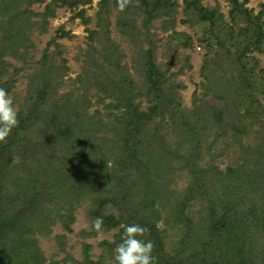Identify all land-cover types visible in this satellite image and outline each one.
<instances>
[{
	"label": "rangeland",
	"instance_id": "374dc122",
	"mask_svg": "<svg viewBox=\"0 0 264 264\" xmlns=\"http://www.w3.org/2000/svg\"><path fill=\"white\" fill-rule=\"evenodd\" d=\"M170 1L176 3L174 10L159 11L158 17L151 21L150 34L154 45V62L165 74V85L174 91V100L167 108L166 102H157L156 121L146 125L148 129L154 130L155 124H159L158 132L161 135L157 136L155 147L164 154H182L189 144L196 147L191 155L192 166L195 165L196 169L191 173L184 159H174V169L167 175L156 171L155 176H152L153 184L150 185L144 182L128 183L117 176V168L132 165L131 160H122V155L129 154L127 149L131 145L132 132L122 130L119 127L121 124L117 125L115 121L126 109L123 97L132 98L133 102L126 99L129 107L137 104L135 113L147 111L150 105L156 103L150 100L152 96L143 94L146 90L145 51L149 47L148 43L136 36L135 42L132 41L130 37L134 31L131 30V24L126 25L133 19L134 26L144 31L141 24L146 18L145 11L150 8L145 3L150 2L139 0L138 6L130 5L127 7L130 10L126 8L123 12L117 10L116 0H90L79 4L75 10L57 1L51 3L50 0L26 5L30 11L29 20L41 23L38 22L26 30L25 35L19 36L13 45V52L9 51L3 57L4 71L0 64V87L8 91L18 110L29 89L34 87L33 91L36 92V79L41 78L42 88L47 90L45 101L39 105L44 117L59 110L62 119H84L92 129L91 143L86 145L91 155L84 162L87 166L79 174H72L76 183L81 185L76 189L79 200L73 204L69 201L68 193H60L65 188L60 190L63 186L59 183L53 187L48 182L45 186L38 182L37 176L41 172L31 156L24 152L21 154L20 149L12 151L6 146L0 149V194L15 193L18 187L39 193L38 201L29 204L33 208L32 214L27 215L31 217L27 225L46 258L44 264H91L89 261L115 264V249L120 242L112 247L101 242L113 243L114 235L126 223L120 222L115 227L102 226L100 230H95L92 222L96 217L93 219L92 210L95 203L103 200L107 201L106 213L118 215L119 204L123 209H130L140 199L147 197L153 205L142 210H146L145 214L158 216L156 226L162 231L165 249L172 254L178 248L177 241L182 236H194L195 231L184 220L189 215L196 216L199 213L197 199H188L185 204L190 187L197 183L212 185L220 179L226 186H233L231 189L228 186L225 188L235 200L232 213L241 215L243 226L251 224L254 215L246 210L254 206L263 210L253 219H258L263 225L262 229L258 227L259 232L264 230V159L258 161L255 156V148L259 145L258 132L262 133L260 124L264 119V36L259 49L246 51V55L252 59H247V71L240 73L237 78V68L231 69V64L222 55L223 49H233V44L250 28L248 14L258 18L257 25L264 31V0H236L237 10L231 0H201L203 6L217 9L227 31L233 32V35L226 32V38L221 35L218 42L213 40L209 46L206 44L211 41L206 39L210 35V25L189 18L186 0ZM135 3L136 0H133ZM81 9H84L87 23L75 14ZM237 12H240L239 19H231ZM90 31L98 32L99 37H94ZM185 43H190L192 47ZM105 53L118 59L121 87L115 74L114 81L117 83L109 86L94 65L95 62L89 58L90 55L99 58V64L110 72V63L100 56ZM46 58L48 61L45 64ZM50 68L52 72H49ZM250 69L252 71L248 73ZM95 71L97 76H92ZM87 72L92 78L89 82L81 83L80 79ZM12 80L9 86L8 82ZM242 98L244 101L239 104ZM244 103L246 108L242 106ZM218 109L225 111L218 113ZM98 118H103L102 123L108 124L100 126ZM42 126L38 121L27 130L30 138L28 142L38 147L49 141V137L40 132ZM79 129L78 133L75 130V134L83 131ZM141 132L148 134L146 127ZM24 135V132L18 134L17 143L25 141ZM76 138L77 135L74 140ZM125 142H128L127 146H124ZM65 144L66 140L57 141L54 157H62ZM65 156H69L68 153ZM145 159L150 160L148 155ZM100 173L108 175L115 183L119 180L123 182L114 189L109 184L97 185L98 180H102L99 178ZM255 176L257 183L252 184ZM228 179H233L234 184L230 185ZM170 194L176 199L175 202H170ZM179 202L184 209L180 211L182 215L177 216V211L173 212L171 207L179 205ZM70 211L73 213L71 220ZM87 245L91 247L86 248ZM248 259H251V264H264V240L253 247ZM213 260L216 262L215 255Z\"/></svg>",
	"mask_w": 264,
	"mask_h": 264
},
{
	"label": "trees",
	"instance_id": "16d2710c",
	"mask_svg": "<svg viewBox=\"0 0 264 264\" xmlns=\"http://www.w3.org/2000/svg\"><path fill=\"white\" fill-rule=\"evenodd\" d=\"M34 1L42 0H0V64L2 66L4 65L3 57L7 52H13V45H15L17 38L21 35H25L26 30L31 29L38 22L39 24L41 23V21L36 23L29 20L28 14L30 11L27 10L26 5H30L29 3ZM50 1L51 3L57 1L59 4L68 5L69 8L75 10L79 4H85L90 0ZM142 1L146 2V0ZM148 1L150 4L147 2L145 4H148L150 8L145 11L146 18L143 19L141 24L144 31H141L140 28L134 26L133 19L129 20L126 25H128V23L131 24V30L134 31L130 37L132 41L135 42L134 36H136L139 40L143 39V42L145 41L148 43L149 47L145 51V59L147 62V70L145 73L146 90L143 94L148 97L152 96L150 100L156 103L150 105L147 111L135 113L138 109L137 104H133L132 107H129V103L126 99L129 100L130 97H123L126 109L118 117V119L116 118L115 121L117 122V125L119 123L121 124L119 127L122 128V130L126 132L129 130L132 132V141L130 139L131 145L127 149V153L129 154L122 155L124 156L122 160L125 158L131 160L132 165L129 167L120 166L117 168V176L128 183L137 184L139 182H144L150 185L153 184L151 182L153 181L152 176H155L156 171H158L159 174L167 175L171 169H174V159L177 161L184 159V164L187 166V170L192 173L196 168L195 165L192 166L193 159L191 155L196 151V147L189 144L188 149L183 151L182 154L177 155L173 153L168 155L167 152L164 154L162 153V150L158 151L155 147L156 141L158 140L157 136L161 135V133L158 132V130L160 131L159 124H155L154 130L148 129L146 125L149 122L156 121L154 117L158 113L159 103L161 104L166 102L167 108L169 103L174 100V91L165 85V74L156 66L154 62V45L152 44L153 41L150 34V28L152 26L151 21L158 17L159 11L165 10L168 12L169 10H172V8L174 10L176 5L174 1L171 2L170 0ZM231 1L235 5V10H237L236 0ZM185 3L186 12L188 11L187 15L190 19L193 21L199 19L200 21L210 25L208 30L210 35L206 40L211 42L207 43V46L213 43V40L218 42L221 35L226 38V32L228 31L224 26L225 23L222 21L221 15L218 13L217 9L203 6L201 0H186ZM47 8L50 10L49 4ZM129 10L130 7L127 8V11ZM239 13L237 12L233 15L231 19H239ZM75 14L78 17H81L84 23L88 22L84 15V9L76 11ZM98 16L100 17L99 12ZM27 20H29V22ZM42 20H44V18H42ZM247 20L250 28L246 30V34L241 35L242 38L233 44V49L225 48L222 53L228 63L231 64V69L237 68L238 74H235L236 78L240 76V73H245L247 71L245 69L247 59H252L246 55V51L259 49L260 42L264 36V31H262V29L257 25L258 18H253L248 14ZM30 23L34 24L31 25ZM28 24H30V26H28ZM229 31L230 32L228 33L233 35L232 30ZM90 32L94 37H99L97 35L98 32ZM185 44L188 47H192L190 43ZM100 56L110 63L109 68H112L110 72L105 71L99 64V58L97 59L91 55L89 58L92 59L91 61L95 62L94 65H96V67L100 70L101 76L105 77V81L109 86L117 83L114 81L113 74H115L119 78L118 86L121 87V76L118 74V59L116 57H112L109 53H105ZM47 61L48 59L46 58L44 63L46 64ZM1 69L4 71V66L1 67ZM52 70L53 69L50 68L49 72H52ZM250 71H252V69H250L248 73ZM96 72L97 71L92 72V76H97ZM92 76H90L87 72L86 76L80 79V82L84 83L87 80L89 82ZM244 80H246V78H244ZM247 82L249 85L250 77H248ZM12 83L13 80L9 81L8 85L10 86ZM36 83L37 95L35 96L36 92L33 91L35 90L34 87L29 89L26 98L22 102V107L19 106V109L17 110L19 126L12 130L13 132L9 135L5 143H0V149H3V146L8 147L12 151L20 149L21 154L24 152V154L31 156L30 158L33 160V163H35L34 165H36L41 172L39 173L40 176H37L38 182H41L42 186H45L48 182L53 187L57 186L59 183L63 186L60 190L65 188L63 191H60V193H68L70 195L69 201L73 204L79 200L76 196L78 193L76 189L81 185L76 183L72 174H79V172L87 166L84 162L90 158L91 155H89L90 152L88 151L86 145L91 143L92 137L90 136V131L92 129L84 119L79 120L77 118H73V121L69 118L62 119L59 110H55L51 114L48 113L45 118L44 113L39 109V105L41 102L45 101L47 90L42 88L44 85L41 84V78H37ZM101 88L103 89V85H101ZM129 101L133 102L132 98ZM243 101L244 98L240 100L239 104ZM245 104L246 103L242 106L244 107ZM246 107L247 106L244 108ZM217 111L220 113L225 110L223 111L218 109ZM247 112H249V110H247ZM102 119L103 118H98L97 120L100 126L101 124H108L107 122L102 123ZM38 121L43 124L40 132L46 134L45 136H47V138L49 137L48 143H45V145L42 144L39 147L38 145L35 146L34 144L28 142L30 138L27 135V130L33 128ZM98 123L94 125H97ZM257 124H259V122H257ZM78 127L83 131L80 134H75V130L77 133L78 130H80ZM104 127H106V125H104ZM144 127H146L148 134L141 132ZM260 127L262 129V133L260 134V132H258L259 145L255 148V156H257L256 160L258 161L264 159V119L262 120ZM20 132L25 133V141H22L23 143H17L16 141ZM137 132L139 133L137 134ZM76 135L78 138L74 140ZM51 137L53 140H50ZM69 139L72 141L69 142ZM101 139L109 140L107 137H101ZM58 140H66L62 157L53 156L55 155V146L57 145ZM103 140L100 141L106 142ZM192 140L197 139H189V141ZM191 144H193V142H191ZM127 145L128 142H125L124 146ZM66 153H68L69 156L63 157ZM146 155H148L150 160L145 159ZM174 155L177 156L175 157ZM42 169L46 170V172ZM131 172L134 174H131ZM99 178L102 180H98L97 185L109 184L112 189L119 188L123 182V180H119L115 183L114 179L101 173L99 174ZM213 179L214 177L210 180ZM233 179H228L227 182L232 185L234 184ZM253 183H257L256 176L252 181V184ZM227 186L223 184V179H220L217 183L212 185H199L197 183L195 186L190 187L191 190H189L186 195L185 204L188 199H197L196 201L198 202L199 213L196 214V216L189 215L185 217L184 220L189 223L191 229L195 231L193 233L194 236L192 238L191 236L183 237L181 235L182 238L177 241V243H179L177 246L178 248L175 249L172 254L167 252L165 249V240L162 236V231H160V229L156 226L158 216L150 215V213L145 214L146 210L144 211V209H148V207H152L153 205V202L148 201L149 199L147 197L140 199L141 202L138 201V205L136 204L130 209L127 207L123 209L121 204L118 203V215H114L112 212L106 213L105 207L107 201L103 200L95 203L96 206L93 208L94 210H92V215L93 219L95 217H102L103 226L105 227H115L119 225L120 222H125V226L140 224L149 228L150 237L148 238L151 239L155 245L153 255L156 257V264H251V259H248V254H250L256 244H259L264 240V230L261 233L259 232V228L262 229L263 225H260L258 219L253 218L262 214L263 210L254 206L247 208L246 212L249 214L252 213L254 217L250 220L251 224H245L243 226L241 223V215L239 216L238 214L232 213V205L235 203V200L231 197L232 193L228 192V189L225 188ZM232 187L233 186H228L229 189ZM9 194H0V264H44L46 258L40 250L38 242L33 234L29 233L27 225V223L31 221V217L27 215L32 214L30 212L33 208V206H30L29 204H35L38 201L40 198L39 193L24 187H22V189L18 187V189L15 190V193ZM170 195V202H175L176 199L172 197V194ZM123 197L126 198L125 195H123ZM136 207L140 208L137 209ZM142 208L144 209L142 210ZM183 209L184 207H180V202L179 205L175 204L171 207L173 212L177 211V216L182 215L180 211H183ZM153 210L155 209L153 208ZM70 213L72 215H69V220H71L73 216L72 211H70ZM125 226L118 229V232L114 235L115 238L113 243L103 241L101 244L106 243L112 247L118 242L121 243ZM252 227L254 230H251ZM235 234H237V236H235ZM89 247L91 246H86V248ZM223 247L225 248L224 250L220 253H216V251L221 250ZM214 255L216 262L213 260ZM98 262L89 261L91 264H98Z\"/></svg>",
	"mask_w": 264,
	"mask_h": 264
},
{
	"label": "clouds",
	"instance_id": "9594fccd",
	"mask_svg": "<svg viewBox=\"0 0 264 264\" xmlns=\"http://www.w3.org/2000/svg\"><path fill=\"white\" fill-rule=\"evenodd\" d=\"M139 0H116V7L123 12L128 6H138ZM19 126L18 111L8 91L0 87V143H5L12 130ZM92 226L100 230L103 226L102 217H97ZM150 237V230L140 224L124 227L121 243L115 249V264H156L153 255L155 245Z\"/></svg>",
	"mask_w": 264,
	"mask_h": 264
}]
</instances>
